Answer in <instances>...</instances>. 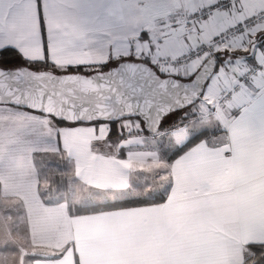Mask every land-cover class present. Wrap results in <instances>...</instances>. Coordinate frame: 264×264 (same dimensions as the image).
<instances>
[{"label":"snow or ice","instance_id":"6c2138e0","mask_svg":"<svg viewBox=\"0 0 264 264\" xmlns=\"http://www.w3.org/2000/svg\"><path fill=\"white\" fill-rule=\"evenodd\" d=\"M0 264H264V0H0Z\"/></svg>","mask_w":264,"mask_h":264}]
</instances>
